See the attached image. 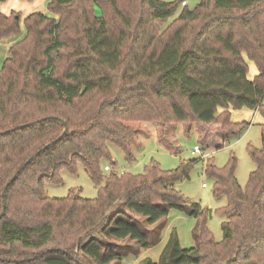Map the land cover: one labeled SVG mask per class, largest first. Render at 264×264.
<instances>
[{
	"label": "trees",
	"instance_id": "1",
	"mask_svg": "<svg viewBox=\"0 0 264 264\" xmlns=\"http://www.w3.org/2000/svg\"><path fill=\"white\" fill-rule=\"evenodd\" d=\"M76 1L50 0L58 18L28 16L0 70V264H121L161 241L173 209L199 220L196 246L183 249L172 234L158 262L139 264H264V133L262 148L248 149L257 169L245 189L235 159L207 166L215 196L228 200L221 242L207 228L209 211L175 187L193 162L174 171L152 164L141 175L103 166L111 145L131 162L148 123L176 151L179 124H195L206 147L218 137L220 149L250 126L230 109L264 119V0H201L171 23L185 0H88L86 10ZM21 20L0 11V41L18 35ZM211 126L217 134L206 138ZM78 164L97 197H47L45 185Z\"/></svg>",
	"mask_w": 264,
	"mask_h": 264
},
{
	"label": "rangeland",
	"instance_id": "2",
	"mask_svg": "<svg viewBox=\"0 0 264 264\" xmlns=\"http://www.w3.org/2000/svg\"><path fill=\"white\" fill-rule=\"evenodd\" d=\"M122 4L128 0H120ZM135 1V0H133ZM179 6V11L169 23L176 19L181 11L185 8L195 10L201 0H185L186 7ZM50 0H6L0 4V11L9 16L12 12L20 14L22 17L20 32L13 38L0 41V70L5 60L9 57L10 48L13 44L22 40L26 36L24 20L37 12L44 13L48 16L58 18L49 12L48 6ZM105 9V15L109 18V6L102 4ZM88 0H77L74 8L86 10L90 8ZM167 27V26H166ZM164 27V28H166ZM249 70V78L252 80L258 74L252 62ZM231 120L235 123L246 122L250 124L241 135L232 137L227 141L223 148L217 149L218 137L209 140V147H206L199 141L196 125L193 124L190 130L185 128L184 124L177 125L175 133L176 151L162 145L157 137V129L154 123L146 125L148 134L140 137L141 145L132 150V161H128L126 155L118 147L111 145L110 151L112 161H105L103 166L109 165L118 173H127L129 175H141L145 172L147 166L155 164L164 171L177 170L182 163L193 162L194 165L190 170L189 179L178 182L175 187L178 192L184 196L190 203L199 204L203 209L209 211L206 219V225L215 241L221 242L224 238L223 224L228 220L224 214V208L228 204L226 197H216L214 193L215 181L206 174L207 166L210 162L218 169L224 168L232 159L236 160L235 176L240 186L245 189L248 185L250 175L257 169L252 160L249 147L255 149L262 148V135L264 133V119L253 110L249 109H230ZM210 133L206 135L209 138L217 134L218 128L211 126ZM195 146H200L202 154L193 155ZM116 163V164H115ZM62 183L46 184L45 194L49 198H68L75 195L82 199H95L98 195L99 186H96L87 175L82 164L76 166V172L73 173L67 168L60 172ZM206 184V188H203ZM106 182L102 185L105 186ZM199 220L190 217L186 213L178 210H171L167 222L162 230L161 241L148 250H140L135 254H130L121 264H139L142 260L150 258L158 262L165 247L170 241L172 234H176L180 246L183 249H190L196 246L195 230ZM77 253V250H76Z\"/></svg>",
	"mask_w": 264,
	"mask_h": 264
},
{
	"label": "built area",
	"instance_id": "3",
	"mask_svg": "<svg viewBox=\"0 0 264 264\" xmlns=\"http://www.w3.org/2000/svg\"><path fill=\"white\" fill-rule=\"evenodd\" d=\"M183 5L186 6V2H185V1L183 2ZM192 153H193V155H196V154H202V149H201V147H200V146H195L194 151H193ZM104 170H105L106 172H110V171L112 170V167L109 166V165H106L105 168H104ZM202 187H203V188H206L207 186H206V184H203Z\"/></svg>",
	"mask_w": 264,
	"mask_h": 264
},
{
	"label": "water",
	"instance_id": "4",
	"mask_svg": "<svg viewBox=\"0 0 264 264\" xmlns=\"http://www.w3.org/2000/svg\"><path fill=\"white\" fill-rule=\"evenodd\" d=\"M67 131H68V129H67V125L65 124V132H64V135L67 134ZM62 137H63V136H61L60 139H62ZM48 147H49V146H47L46 148H48ZM16 179H17V175H15V176L11 179V181H10L9 184H8V186H10L12 183H14ZM4 196H5V192H4V194H3V197H4ZM4 209H5V206H4Z\"/></svg>",
	"mask_w": 264,
	"mask_h": 264
},
{
	"label": "crops",
	"instance_id": "5",
	"mask_svg": "<svg viewBox=\"0 0 264 264\" xmlns=\"http://www.w3.org/2000/svg\"><path fill=\"white\" fill-rule=\"evenodd\" d=\"M249 66L251 67V65L249 64ZM257 114H259L257 111H255Z\"/></svg>",
	"mask_w": 264,
	"mask_h": 264
}]
</instances>
